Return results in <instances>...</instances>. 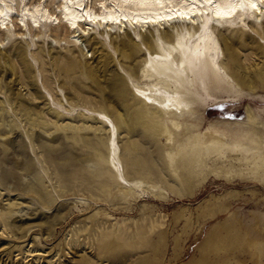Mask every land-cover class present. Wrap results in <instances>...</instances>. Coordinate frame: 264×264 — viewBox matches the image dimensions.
<instances>
[{
	"label": "rangeland",
	"instance_id": "rangeland-1",
	"mask_svg": "<svg viewBox=\"0 0 264 264\" xmlns=\"http://www.w3.org/2000/svg\"><path fill=\"white\" fill-rule=\"evenodd\" d=\"M242 28L255 96L208 105L189 130L132 98L142 55L124 64L113 35L74 48L56 22L28 47L1 33L0 264H264V22ZM215 120L241 126L196 151Z\"/></svg>",
	"mask_w": 264,
	"mask_h": 264
},
{
	"label": "bare ground",
	"instance_id": "bare-ground-1",
	"mask_svg": "<svg viewBox=\"0 0 264 264\" xmlns=\"http://www.w3.org/2000/svg\"><path fill=\"white\" fill-rule=\"evenodd\" d=\"M49 3L57 4V14L49 11ZM55 22L69 33L68 43L74 48L82 45L85 35L96 33L89 39L98 43V37L113 35L124 64L141 54L136 74L143 87L131 77L126 87L136 102L159 113L167 125L189 130L192 120H207L208 105L255 96L244 86L238 37L232 35H246L242 28L246 26L260 36L257 27L264 22V0H0V34L5 39H22L28 47L29 39ZM209 123L213 132L194 139L196 151L220 149L223 134L241 126L234 120ZM117 150L113 142L107 144V161L115 162L117 175L128 185Z\"/></svg>",
	"mask_w": 264,
	"mask_h": 264
}]
</instances>
